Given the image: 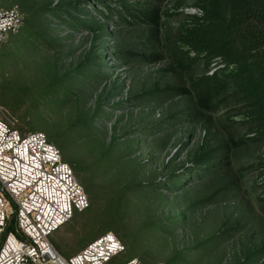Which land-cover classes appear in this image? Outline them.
Listing matches in <instances>:
<instances>
[{
  "label": "rangeland",
  "instance_id": "1",
  "mask_svg": "<svg viewBox=\"0 0 264 264\" xmlns=\"http://www.w3.org/2000/svg\"><path fill=\"white\" fill-rule=\"evenodd\" d=\"M32 1L40 8L51 7L40 16L47 28L43 39L49 40L29 39V28L37 25L31 20L1 45L0 80L12 76L27 90L16 103L0 92L1 114L23 133L39 130L50 139L58 135L64 149L56 139L52 142L64 160L71 164L82 158V176L106 178L114 187L130 185L127 220L143 236L135 248L126 246L105 264H123L134 256L143 264H169L177 252L182 257L172 264H264V253H255L264 243V202L259 201L264 197V175L256 166L264 159V142L230 148L222 168L211 171V156L225 155L231 138L251 136L236 110L229 112L237 101L230 99L211 116L190 117L193 95L172 98L164 92L223 66L218 58L209 66L205 57L192 62L195 51L179 39L192 16L203 14V2ZM123 3L131 8L157 6L161 24L119 22L115 13ZM13 5L24 11L21 0H0V7ZM106 5L115 9L113 18L107 19L111 11ZM91 21L104 28L92 30ZM127 51L163 56L148 63L146 58L125 55ZM178 56L191 63L189 68L177 67ZM110 146L111 163L92 171L91 163ZM198 155H209L206 168L195 163ZM86 218L76 212L52 236L69 255L82 248ZM248 251L254 253L250 262Z\"/></svg>",
  "mask_w": 264,
  "mask_h": 264
},
{
  "label": "trees",
  "instance_id": "2",
  "mask_svg": "<svg viewBox=\"0 0 264 264\" xmlns=\"http://www.w3.org/2000/svg\"><path fill=\"white\" fill-rule=\"evenodd\" d=\"M29 1L21 0L24 11L21 10L26 13L24 23L32 20V26L37 24L34 26L36 29L34 27L29 28V39L32 41L38 37L42 41L48 42V38L43 39L47 28L40 16H45L51 7L40 8L35 5V1ZM201 2H203V14L192 16L194 18L191 24L182 29L179 39L183 43L189 44L195 51V59L189 58L193 60L192 62L205 57L207 58L206 65L209 66L213 59L218 58L223 66L214 70L211 74L204 72L196 78H191L188 85H170L164 92L166 97L170 96L172 98L181 94L193 95L195 105L190 112V117L195 116V114L211 116L224 104H227L230 99L237 101L234 107H231L233 109L228 110L229 112L236 110L235 114L242 117V122L248 126V133L251 136L243 135L237 139L231 138V145H228L225 155L220 157L211 156V159L214 160H210L212 163L209 168L214 171L222 168L228 160L230 148H237L249 141L264 142V0H201ZM106 6L111 11V15L106 16L107 19L113 18L114 13L112 12L115 9L110 5ZM132 7H127V3H123L121 11H115V17L119 19V22H127L132 26L141 23L149 27H158L161 24V13L157 6L139 4ZM80 24L84 25L82 22ZM88 27L97 31L104 28L101 23L95 21H91ZM20 30L16 33L18 34ZM171 52L173 51L171 50ZM125 55L140 59L146 58L148 63L163 56L159 52L146 54L138 51H127ZM184 59V57L178 56L174 61L180 70L189 68L191 64L185 63ZM43 89L44 87L39 88L37 92L43 94ZM25 90L26 88H22L12 76L10 78L3 77L0 80V92L9 95L10 99H15L14 102H19L27 94V90L24 93ZM50 137L51 141L56 139L52 135ZM56 141L64 149V144H62L58 135ZM112 153L113 148L110 146L102 153L99 160L91 163L92 171L100 169L104 162L110 164ZM208 157L209 155H198L195 163L204 169L206 168L204 167V161ZM70 162L76 175L84 184L90 199V206L83 212H78L87 217L79 240L82 246L80 250L100 235L110 231L115 232L128 248H135L140 243L143 232L142 230L140 232V228H131L129 220H127L129 206L126 194L130 185L123 183L119 187L117 185L114 187L108 183L106 178L101 177L99 179L89 175L84 177L82 172L85 171L86 165L82 158ZM256 166L261 170V175H264V159H260ZM209 168L205 169L204 172L209 171ZM136 188L138 187L133 189ZM259 201L263 203L264 197H260ZM14 222L15 215L10 220L9 230L14 229ZM93 235H96V237L83 244L84 239L91 238ZM52 241L61 254L66 255V257L73 255H69L54 240ZM256 251L255 253H264V243ZM253 255V252H246L249 262ZM180 256L181 254L177 252L168 260V263L172 264L182 257ZM134 257L129 260L134 259Z\"/></svg>",
  "mask_w": 264,
  "mask_h": 264
},
{
  "label": "built area",
  "instance_id": "3",
  "mask_svg": "<svg viewBox=\"0 0 264 264\" xmlns=\"http://www.w3.org/2000/svg\"><path fill=\"white\" fill-rule=\"evenodd\" d=\"M25 14L18 5L0 7V47L18 32ZM0 105V264H105L126 245L106 232L66 257L53 234L76 212L90 206L89 195L61 149L43 131L23 133L2 116ZM13 124H12V123ZM15 215L14 229H8ZM125 264H143L138 258ZM164 264V263H159Z\"/></svg>",
  "mask_w": 264,
  "mask_h": 264
}]
</instances>
